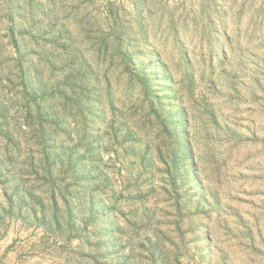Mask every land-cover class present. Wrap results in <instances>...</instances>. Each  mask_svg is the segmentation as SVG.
<instances>
[{
	"label": "rangeland",
	"instance_id": "374dc122",
	"mask_svg": "<svg viewBox=\"0 0 264 264\" xmlns=\"http://www.w3.org/2000/svg\"><path fill=\"white\" fill-rule=\"evenodd\" d=\"M0 264H264V0H0Z\"/></svg>",
	"mask_w": 264,
	"mask_h": 264
},
{
	"label": "trees",
	"instance_id": "16d2710c",
	"mask_svg": "<svg viewBox=\"0 0 264 264\" xmlns=\"http://www.w3.org/2000/svg\"><path fill=\"white\" fill-rule=\"evenodd\" d=\"M178 44H179V48L181 49L180 54L182 57V61L185 63L188 76H190L191 75V67H190L189 58L186 55L185 50L182 49V45L180 43H178ZM155 59H157V56L155 57ZM151 64L155 65L153 58L151 59ZM160 65H161L160 71H161L163 77L166 76L168 78L169 82L172 81V76H171L170 71H169L170 68L166 67L163 63H160ZM156 78H157L156 75H150L149 81L143 83V91H144L145 97L148 99V104H149L148 106L153 111L158 110L163 105L164 98H165L163 95L164 92H161V91L159 92L155 88L154 89L151 88L152 81H155ZM181 111H182V108H179L178 112L180 113V117H179L177 123L175 124V129L177 130L176 136L180 140V143H181L180 146H184L186 144V140L181 141V139L184 136V133L182 131V128L184 126V122L182 120V118H183L182 114L183 113ZM168 124H172V120H171V122L169 121ZM170 130L171 129L169 127H168V129H166L167 132H169Z\"/></svg>",
	"mask_w": 264,
	"mask_h": 264
}]
</instances>
